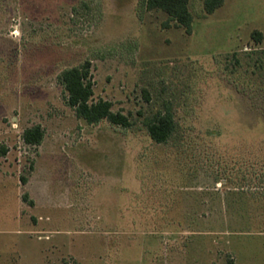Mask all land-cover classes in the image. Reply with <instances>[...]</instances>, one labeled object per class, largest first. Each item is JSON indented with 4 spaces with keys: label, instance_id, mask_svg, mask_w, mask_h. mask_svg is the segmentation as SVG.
Segmentation results:
<instances>
[{
    "label": "rangeland",
    "instance_id": "374dc122",
    "mask_svg": "<svg viewBox=\"0 0 264 264\" xmlns=\"http://www.w3.org/2000/svg\"><path fill=\"white\" fill-rule=\"evenodd\" d=\"M189 9L187 34L145 0H0V264H264V0ZM87 61L129 128L68 105Z\"/></svg>",
    "mask_w": 264,
    "mask_h": 264
},
{
    "label": "trees",
    "instance_id": "16d2710c",
    "mask_svg": "<svg viewBox=\"0 0 264 264\" xmlns=\"http://www.w3.org/2000/svg\"><path fill=\"white\" fill-rule=\"evenodd\" d=\"M190 0H145L149 11L159 10L167 14L165 25L173 22L177 27L185 30L187 34L192 31L193 17L189 9ZM206 13H213L224 0H203ZM259 36L260 33H257ZM61 83L67 92V102L75 109L76 115L88 124H98L107 120L110 124L129 128L131 121L128 116L115 113L112 103L106 100L93 101L94 83L91 75V62L87 61L80 67L69 68L60 75ZM150 138L156 143H166L175 131V120L171 112L157 115L148 125ZM44 133L40 126L27 129L23 139L29 145H40ZM27 200V196L24 197Z\"/></svg>",
    "mask_w": 264,
    "mask_h": 264
}]
</instances>
